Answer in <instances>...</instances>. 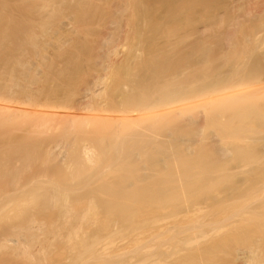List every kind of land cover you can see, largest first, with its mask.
Masks as SVG:
<instances>
[{
  "label": "bare ground",
  "instance_id": "6f19581e",
  "mask_svg": "<svg viewBox=\"0 0 264 264\" xmlns=\"http://www.w3.org/2000/svg\"><path fill=\"white\" fill-rule=\"evenodd\" d=\"M15 132L27 137L6 141ZM31 135L65 137L52 145ZM263 161L264 0H0V180L22 192L8 196L18 205L0 200V251L36 241L43 223L52 237L71 225L57 235L65 249L80 221L94 223L87 201L133 190L156 202L171 192L169 178L183 183L174 212H196L189 225L150 233L169 238L168 249L138 238L103 264H264ZM77 191L89 193L69 203ZM192 193L201 198L190 203ZM43 202L70 224L41 216L35 227L29 211ZM111 203L102 209L133 234L147 223L120 199ZM126 229L120 235L131 240ZM97 234L81 251L70 243L77 264L95 261L109 238Z\"/></svg>",
  "mask_w": 264,
  "mask_h": 264
},
{
  "label": "rangeland",
  "instance_id": "374dc122",
  "mask_svg": "<svg viewBox=\"0 0 264 264\" xmlns=\"http://www.w3.org/2000/svg\"><path fill=\"white\" fill-rule=\"evenodd\" d=\"M125 23V24H124ZM126 22L124 21L123 22V31L125 30L124 28H126ZM90 26V25H89ZM88 26V27H89ZM90 29L91 28H93V31H92V33L93 34H95L96 35V33H97V35L95 36V38H97L98 39V37H102L101 35V31H102V29H100L99 30V27L96 25V26H92L91 25V27H89ZM89 29V30H90ZM127 29V28H126ZM92 30V29H91ZM127 30H125L124 31V33H123V35L125 34V32H126ZM101 34V35H99V33ZM94 37V36H93ZM122 38H124V37H122ZM125 40H123V42H122V44L123 45H125V42H124ZM121 46V47H123V49L124 50H128L129 49V44H126L125 46ZM11 136H13V137H11ZM25 137H27V135L25 134V133H23V132H15L14 134H12V135H10V138H7L6 139V141H10V142H12V141H20V140H22V139H24ZM65 137V136H64ZM63 136H61V135H46V136H44V135H31V136H29L28 138L32 141L34 138L36 139V138H42V139H44V138H46V139H48V141L47 142H50L52 145L53 144H55L56 142H58V141H60V140H62L63 138H64ZM8 139H10V140H8ZM6 143H8V142H6ZM9 144V143H8ZM2 146V145H1ZM61 149V148H60ZM68 149H70L69 147H68ZM68 151V154H69V152H71L70 150H67ZM93 162H89L86 166H89L90 164H92ZM263 163H264V161H263ZM261 164V166H263L264 164ZM101 165L103 166V163H101ZM264 167V166H263ZM108 175H107V172H106V176L105 177H107ZM92 177H94L93 179L95 180V181H97V180H99L100 178H101V176L99 175H94V176H92ZM107 178H111V177H107ZM241 177H239L237 180H236V183H237V187H243V186H245L244 188H242V189H245L246 187H247V184L246 185H243V184H245L243 181H242V178L240 179ZM165 179H167V180H169V183H170V185L172 186L171 187V192L169 193L168 191H170V190H167L166 191V194H167V196H165L166 197V199L165 198H161V200H157L156 202H153V201H151V200H149L148 199V193H149V191H148V193H147V191H146V193L145 192H143V195H142V193L140 194V195H142V197L141 196H139V195H134V193L132 192L133 190H131V192H125L126 194H124V195H121V196H118V195H116V194H113V192L112 193H110V192H103L102 194V197L101 196H99V195H101V194H99L98 196H97V200H95V203H93L92 202V200L90 201H87L90 205H92V207L95 205L97 208L99 207V210L96 208L95 209V207H93V209H91V213H93L94 212V214H95V220H94V223H93V221H90L91 220V218H89L90 216H86V218L85 219H83L82 221H80V223L78 224V226L79 225H83V227L82 228H80V231H79V229H77L79 232V234H77V232H75L76 234H77V236L74 234V233H72L71 234V236H73V235H75L77 238V240L76 241H74V239L72 238V241H74V242H76L77 244H79L80 245V242H81V240H79L78 241V239L81 237H84V239L82 238V242H83V240H85V238L87 239V240H85V242H83V244L84 243H89L88 241H91V242H93L92 240L95 238V236H96V234L97 235H99L101 232H103L104 233V236H102L101 234H103V233H101L100 235L103 237V238H105L106 239V237H105V235H107L108 237L110 236V234H111V232H112V234L113 233H115V232H118L119 230L121 231V226L122 227H124L123 226V224H125V223H121V222H125V219H124V217H123V220H121V218H118V217H112V215L110 214V211L108 210H104V209H102V208H104L103 207V205H105L106 204V202L108 203H111V201L112 202H114L115 203V201L118 199H120L122 202H123V204L124 205H126L127 206V208H128V210H129V213H134V215L133 216H137V218H141V219H143V220H147V223L146 224H143V227H142V229L140 228V232L138 233V234H133V233H135V232H133V230L130 228V224H129V221H126V224H125V227L127 226V227H129V228H127V229H130V233L129 234H131L132 232V236L133 235H135V236H133V237H130L129 236V234H128V231H127V233H125V235L126 234H128V237L127 238H131V240H128V239H125V238H123V237H121V235L120 234H122V231L123 232H126L125 231V229L126 228H123V230L120 232V233H117L118 235H120L118 238H116V236H118L117 234H115L116 236L115 237H113V236H111V237H109V238H107V240H109V241H107V240H104V239H102V237H100L102 240H103V244L102 245H100V248H101V250H100V253H99V255L97 256V258L95 259V261H96V263H95V261H93V262H90V263H95V264H103V262H105L106 260H107V257H108V255H109V257H110V255L113 253V251L115 252V249H117L118 251H120L119 249H121V252H127V250H129L132 246H133V244L135 243V241H137V239L138 238H141V239H143L142 241L143 242H148L149 243V241H152V242H154L155 241V239L156 238H154V240H150L151 238V236L152 237H154V234L153 235H150V233H154V231H156L155 229H157V228H159V227H161V225H165V224H173L174 223V227H177V228H174V229H178V227L180 228L181 227V225H189V224H186V222L185 221H187L185 218H188V221H189V219L193 216V215H195L196 214V212L195 211H192L193 209H191L190 210V212H188V213H184V212H177L178 214H176V212H174V210H175V205L176 204H181L182 202H183V199H182V197H180L181 196V186H182V184L183 183H178V182H176V180H173V179H169V178H165ZM23 181H21L20 182V184H16L17 186H15V184H14V190H16L15 188H18V187H20L21 186V183H22ZM243 182V184H241ZM11 183V182H10ZM9 182H7L6 180H3V181H1L0 180V200L1 201H3V202H7L10 198L9 197H11V196H9V195H11V194H13V196H15V194L17 193H19L18 195H20L22 192L21 191H13V192H11V188H13V187H11V186H13V185H11ZM75 183H76V181H75ZM92 183H94V182H92ZM33 184H35V183H33ZM32 184V185H33ZM78 184V183H77ZM98 183L96 182V185H97ZM240 184V185H239ZM20 185V186H19ZM91 186V185H90ZM89 186V187H90ZM93 186H95V185H93ZM223 186V185H222ZM225 187H222V190L224 191V190H227V186L226 185H224ZM11 187V188H10ZM79 187L80 188H82V190H84L83 189V186H80L79 185ZM88 186H86V191H88L87 189L89 188ZM239 187V188H240ZM9 188V189H8ZM223 188H226V189H223ZM91 189H93V188H91L90 187V190ZM10 190V191H9ZM13 190V189H12ZM79 190H81V189H79ZM89 190V191H90ZM130 190H128V191H130ZM3 191H5V192H3ZM6 192H8V193H6ZM11 192V193H10ZM84 193V195L85 194H87V193H89V192H85V191H81V192H79L78 193V191L77 192H75V193H73L72 195H70V197H72V199L70 198L69 200L71 201H69V203H75L74 201H76V202H78V201H80V200H83V196H81V193ZM6 195H5V194ZM83 193H82V195H83ZM100 193V192H99ZM109 193V194H108ZM144 193H145V196H146V198H145V196H144ZM16 194V195H17ZM76 194H79V195H75ZM193 194V195H192ZM191 195V198H190V203H192L193 202V199L197 196V198H201V197H199L200 195L198 194V193H192ZM75 196V198H74V196ZM88 195V194H87ZM87 195H85L84 197H86ZM9 196V197H8ZM80 196H81V198H80ZM139 196V197H138ZM193 196H194V198H193ZM141 197V198H140ZM145 199H144V198ZM7 198V201H5V199ZM9 198V199H8ZM79 198H80V200H79ZM99 198H100V200H99ZM18 199V198H17ZM85 199V198H84ZM148 199V200H147ZM12 200H14V199H12ZM147 200V201H146ZM200 200V199H199ZM198 200V201H199ZM148 201H150V202H148ZM197 200H194V204H195V202H196ZM9 202H11V199L9 200ZM13 202V204H17V202H15V201H12ZM11 202V203H12ZM21 202V201H20ZM22 202H23V200H22ZM99 202V203H98ZM11 203H8V204H11ZM44 204L43 205H39V206H36L35 207V211L36 212H32L31 210L29 211V213L31 214V216H30V218L31 219H33L35 216H37V217H35V219L33 220V222H32V224L34 225V224H36V223H43L42 221H43V219L44 218H46V217H48V216H51V217H54L55 219H54V221H56V222H58V223H60V224H56V225H62V224H64L65 226H66V224H70L69 222H64L62 219L60 220V217H59V215H57V213H55L56 212V210L58 211V208H56V207H52V206H50L51 207V209L49 208V207H47L46 205H45V203L46 202H43ZM56 203H58L57 202V200H55L54 201V204H56ZM147 203V204H146ZM202 203V202H201ZM13 204H12V206H13ZM48 204H49V202H48ZM112 204V203H111ZM202 204H204V203H202ZM201 204V205H202ZM18 205V204H17ZM23 205H25L24 204V202H23ZM45 205V207H43ZM99 205V206H98ZM191 205H193V204H191ZM234 205V204H233ZM9 206H11V205H8V207ZM11 206V208H13ZM102 206V207H101ZM193 206H195V205H193ZM203 206V205H202ZM201 206V207H202ZM205 206V205H204ZM203 206V207H204ZM40 207V208H39ZM10 207H9V209L10 210H12ZM15 208H17L16 206H15ZM14 208V209H15ZM37 208V209H36ZM41 208H44V209H41ZM49 208V209H48ZM53 208V209H52ZM101 208V209H100ZM8 209V210H9ZM13 209V210H14ZM9 210V211H10ZM131 210V211H130ZM96 211V212H95ZM82 212H84V213H89V211H82ZM128 212V211H127ZM135 212L138 214H135ZM25 213V215L27 216L28 214H27V212H24ZM35 214V213H37V215H33V214ZM160 213V214H159ZM172 213H174L175 215H176V217H175V215H174V217L173 218H171L173 215H171ZM182 213L184 214V215H182ZM192 213V214H191ZM29 214V215H30ZM179 214H181V215H179ZM189 214V215H188ZM47 215V216H46ZM170 215V216H169ZM188 215V216H187ZM191 215V216H190ZM34 216V217H33ZM41 216H44V218L43 217H41ZM138 216H140V217H138ZM153 216H155V217H153ZM158 216V218H156ZM166 216H168L167 218H165ZM190 216V217H189ZM28 217V216H27ZM33 217V218H32ZM88 217V218H87ZM113 218V220L115 221V220H118L117 221V223L115 224L111 219ZM120 217V216H119ZM170 217V218H169ZM29 218V219H30ZM43 218V219H42ZM48 218H50V217H48ZM114 218H118V219H114ZM90 219V220H89ZM111 221L114 223H111ZM120 221V223H118ZM188 221H187V223H188ZM55 222V223H56ZM116 222V221H115ZM111 224V225H110ZM41 225V224H40ZM40 225L38 226L37 224L35 225V227H40ZM45 223H43V226L41 225V228H38L37 230H39L38 232H37V230L35 231V233L37 232L38 233V235H39V237H38V239H36V241H30V240H25V241H21L20 243H18L19 245L20 244H23L22 246H21V248H22V250H21V248H15L14 249V247L16 246V247H18L19 245H15V243H14V245L15 246H13V245H11L10 247H12L11 249H13V250H15V251H17V253L19 252L20 254L22 253V254H24L22 251H24L23 249H28L29 251H30V253H33V256H32V254H30L29 252V254L31 255H27V252H26V250H25V252H26V255H20L19 253V255L16 253V254H14L15 252L12 250V254L10 253H6L5 251L3 252V250H1L0 251V264H72V262L74 261V263L73 264H77V262L75 261V260H77V257H76V254H78V252L76 253V251H81L82 250V248H86L87 247V245H85V246H82V243H81V246L82 247H80L79 245L78 246H76L77 244H75L74 246V248H77L78 247V250L76 249L75 250V252L74 253H76L75 255H72V254H74V253H72V251L73 250H70V249H72L73 247H72V241L71 242H69V241H67L68 242V244H67V242L65 243V240H64V242L63 243H65L66 245H68L67 247H69V248H63L62 247V245H58V244H60L62 241H63V238H62V241L59 243L58 241L59 240H61V238L59 237V236H57L58 234H59V231L62 229V227H63V225H62V227H60L61 229L58 231V233L57 234H55L57 237H59L58 239L56 238V236L54 237H52L51 236V234L49 235V233L47 232H45V229H42V228H44L45 226ZM103 225H105V227L107 228V234L104 232V227H103ZM109 227V229H108V227ZM71 225H67L66 227L68 228L69 227V229L71 228L70 227ZM78 226H76V228H79ZM0 227H1V225H0ZM66 227H63V228H66ZM189 227V226H188ZM66 228V229H67ZM98 228H99V230L100 231H96V230H98ZM182 228H183V226H182ZM187 228V227H186ZM1 229V228H0ZM36 229V228H35ZM68 229V230H69ZM75 229V228H74ZM104 229V230H103ZM117 229V231H115ZM126 229V230H127ZM63 230V232L64 231H66V230H64V229H62ZM61 230V231H62ZM77 230H74V231H77ZM103 230V231H102ZM184 230V229H183ZM73 231V230H72ZM73 231V232H74ZM113 231H115V232H113ZM132 231V232H131ZM137 231V230H136ZM2 232V229H1V231H0V237H2L4 234V232L3 233H1ZM100 232V233H99ZM36 233V234H37ZM60 233H62V232H60ZM65 233V232H64ZM1 234H2V236H1ZM54 234V233H53ZM63 234V233H62ZM83 234V235H82ZM85 234V235H84ZM93 234V235H92ZM111 234V235H112ZM37 235V236H38ZM80 235H82V236H80ZM91 235H92V237H91ZM52 238H51V237ZM62 236V235H61ZM90 237L92 240H89V238H87V237ZM122 236H124V234L122 235ZM97 237V236H96ZM114 238V239H113ZM119 238H120V240H122V239H124V240H126L127 242H125V241H123V242H120V241H118L119 240ZM133 238V239H132ZM161 238V237H160ZM97 239L99 240V236L97 237ZM97 239H95L94 240V242L93 243H95V241L97 240ZM116 239H118V240H116ZM158 239V238H157ZM163 239V238H162ZM162 239H160V240H162ZM169 239V238H168ZM167 238L164 240H162L163 242V244L164 243H166V245H165V247H163L164 245L162 244H160V243H158L157 241H155L154 242V245H155V243L157 242L158 244H160L159 246L157 245H155L156 247L154 248L153 247V249H152V245H153V243L152 244H149V248H150V245H151V249L152 250H154V249H156L157 247L158 248H164V249H168L170 246H172L171 244H170V242H171V240L169 239L168 240ZM114 240H116V241H114ZM138 240H140V239H138ZM168 240V241H167ZM118 241V242H117ZM164 241H167V242H164ZM24 242V243H23ZM49 242H51L52 243V245L53 244H55V246L53 245H51V247L52 248H49ZM98 242H100V241H98ZM105 242H108V244L107 243H105ZM49 243V244H48ZM62 243V244H63ZM72 245H71V244ZM96 243H97V241H96ZM144 243V244H145ZM172 244H173V242H171ZM47 244L49 245L48 247H47ZM70 244V245H69ZM104 244H107V248H104ZM147 244V243H146ZM170 244V245H169ZM91 245V244H90ZM153 245V246H154ZM146 246V245H145ZM144 246V247H145ZM148 246V245H147ZM146 246V247H147ZM169 246V247H168ZM64 247H65V245H64ZM81 248V249H80ZM157 248V249H158ZM145 249V248H144ZM148 249V247L146 248V250ZM151 249H149L148 251H151ZM21 251V252H20ZM33 251V252H32ZM118 251H116L117 253H118ZM14 252V253H13ZM71 253V254H70ZM14 254V255H13ZM182 253H181V255H179V256H177L176 258H178V259H176V263H177V261H179L181 258H182ZM71 257H75V259L71 262L70 260H72L71 259ZM109 257H108V259H109ZM113 259V258H112ZM109 260H111V259H109ZM181 261V260H180ZM70 262V263H69ZM147 262H145V264H146ZM79 264H82V263H79ZM84 264H89V262H87V263H84ZM143 264V263H142ZM148 264V263H147Z\"/></svg>",
  "mask_w": 264,
  "mask_h": 264
}]
</instances>
